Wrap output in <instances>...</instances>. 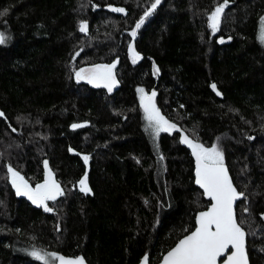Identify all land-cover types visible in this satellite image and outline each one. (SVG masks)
I'll return each instance as SVG.
<instances>
[{
    "label": "trees",
    "instance_id": "trees-1",
    "mask_svg": "<svg viewBox=\"0 0 264 264\" xmlns=\"http://www.w3.org/2000/svg\"><path fill=\"white\" fill-rule=\"evenodd\" d=\"M154 2L0 0V264H44L34 250L87 264H136L143 255L155 264L193 228L208 200L179 132L146 131L137 90L151 87L189 139L223 152L244 194L234 211L248 263L264 264V0H228L215 33L207 16L224 0H161L132 38ZM114 59L111 92L75 78ZM45 160L64 189L51 212L17 195L7 172L11 165L35 187ZM85 173L89 194L77 183Z\"/></svg>",
    "mask_w": 264,
    "mask_h": 264
},
{
    "label": "snow or ice",
    "instance_id": "snow-or-ice-1",
    "mask_svg": "<svg viewBox=\"0 0 264 264\" xmlns=\"http://www.w3.org/2000/svg\"><path fill=\"white\" fill-rule=\"evenodd\" d=\"M160 3L161 0H155L150 9L144 12V15L135 24V28L130 32L132 38L136 37L137 29L141 27L145 18L150 16ZM227 4L228 0H224V3L217 6L208 16L209 26L213 33L219 30L221 15ZM110 8L113 12L127 14L124 8L111 6ZM2 14L0 13V15ZM79 31L81 33L88 32L86 21L80 23ZM260 39L264 42V28L261 29ZM3 43H5V38L3 34H0V44ZM220 43H224V40L221 39ZM129 53L133 64L141 59L132 44L129 45ZM79 54V52L76 53L77 56ZM116 63L95 64L90 68H80L75 73L76 79L87 80L95 87H104L111 92L118 83L114 73ZM155 71L159 72V69L155 68ZM211 88L217 95H221L217 91L216 84L213 83ZM137 91L141 94L140 106L147 122L146 131L150 135L156 138L159 137L161 132L181 131L175 123L170 122L161 114L160 109L155 104V91L151 95L146 94L143 88H139ZM3 115L0 112V117ZM82 126L79 124L72 125L73 128ZM181 143L188 145L192 150L196 162L195 182L203 189L204 195L210 198L211 206L207 211H201L198 214L195 231L185 236L173 249L167 252L163 257V264H218V261L220 264H248L245 247L246 233L241 223L238 222L234 211L235 202L244 194L238 192L234 187L228 169L224 164L223 152L216 144L205 147L204 144L195 142L182 133ZM83 160L87 165L89 156H83ZM44 168L45 178L42 183H37L35 187H32L28 180L11 165L7 166V172L17 195L26 196L37 207H42L45 212H51L53 208L49 206L48 202H55L58 197L63 196L64 189L54 178L47 160L44 161ZM77 183L81 193L89 194L91 192L87 173ZM31 255L38 261H43L44 264H49V261L53 264L55 262H58V264H84L83 257L68 258L56 252L41 254V252L34 250ZM142 264H148L147 256L144 257Z\"/></svg>",
    "mask_w": 264,
    "mask_h": 264
},
{
    "label": "water",
    "instance_id": "water-1",
    "mask_svg": "<svg viewBox=\"0 0 264 264\" xmlns=\"http://www.w3.org/2000/svg\"><path fill=\"white\" fill-rule=\"evenodd\" d=\"M217 6H219V5H215V6H213V8L210 10V12L208 13V16H210L211 15V13L215 10V8L217 7ZM208 16H207V24L209 25V20H208ZM210 27V26H209ZM116 61V59H114L111 63H113V62H115ZM110 63V64H111ZM154 91V88L153 87H151V89L149 90V92L147 93L148 95H151V93ZM162 114V113H161ZM163 115V114H162ZM164 116V115H163ZM166 118V117H165ZM166 119H168V118H166ZM169 120V119H168ZM170 121V120H169ZM170 122H172V121H170ZM87 122L86 121H81V122H75V123H71L70 124V126L72 127V125H74V124H79V125H84V124H86ZM173 123V122H172ZM178 127V126H177ZM181 131L179 132V136H180V138H181V133L182 134H184V135H186L185 133H184V131L180 128V127H178ZM184 144V143H183ZM185 146H186V148L189 150V153H190V156L192 157V164H193V179H194V183H195V185L198 187V189L201 191V193H202V195L204 196V198H206L207 200H208V205L204 208V209H201V210H199V211H197L196 213H195V215H194V226H193V228L188 232V233H186V234H184L183 236H181L169 249H167L162 255H161V257L159 258V260L155 263V264H163V257L167 254V252L168 251H170L171 249H173L176 245H177V243L181 240V239H183L185 236H187V235H190L191 234V232H193V231H195V228L197 227V223H196V220H197V216H198V214L201 212V211H207L209 208H210V206H211V200H210V198L209 197H207L206 195H204V192H203V189H201L200 188V186L198 185V184H196V176H195V169H196V162H195V157L192 155V150H191V148H189L188 147V145H186V144H184ZM226 166V165H225ZM227 168V167H226ZM228 174H229V172H228ZM229 176H230V174H229ZM231 178V177H230ZM236 203V202H235ZM234 207H235V204H234ZM65 257H68V258H74V257H82V256H80V255H76V256H71V255H64ZM144 257H145V255H143L139 260H138V262L136 263V264H142V261H143V259H144ZM226 258V257H225ZM55 264H58V262H55ZM84 264H87L86 262H85V260H84ZM218 264H220V262L218 261ZM249 264V263H248Z\"/></svg>",
    "mask_w": 264,
    "mask_h": 264
},
{
    "label": "rangeland",
    "instance_id": "rangeland-1",
    "mask_svg": "<svg viewBox=\"0 0 264 264\" xmlns=\"http://www.w3.org/2000/svg\"><path fill=\"white\" fill-rule=\"evenodd\" d=\"M262 28H264V15H263V17H262V19H261V22H260V26H259V36L261 35V29ZM90 67H92V66H84V67H81V68H90ZM80 69V68H79ZM78 69V70H79ZM77 70V71H78ZM76 73V72H75ZM75 78H76V76H75ZM83 81H85V82H87V80H83ZM88 83V82H87ZM90 84V83H89ZM93 85V84H92ZM107 89V88H106ZM9 175V174H8ZM9 179H10V177H9ZM14 188V187H13ZM14 191H15V188H14ZM16 192V191H15Z\"/></svg>",
    "mask_w": 264,
    "mask_h": 264
}]
</instances>
